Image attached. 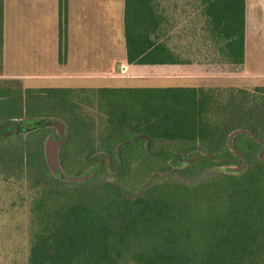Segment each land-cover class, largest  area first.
<instances>
[{
  "label": "trees",
  "instance_id": "16d2710c",
  "mask_svg": "<svg viewBox=\"0 0 264 264\" xmlns=\"http://www.w3.org/2000/svg\"><path fill=\"white\" fill-rule=\"evenodd\" d=\"M160 1L125 0L127 65L204 64L188 57L197 49L204 59L214 51L232 71L243 69L246 0H190L186 5L193 9L184 11L183 19L169 15ZM59 18L61 51H66L68 0H59ZM178 22L183 28L173 35ZM3 69L0 0V76ZM260 91L264 89L255 95L237 91L245 101L231 96L221 106L211 93L191 87L102 88L92 92L103 116L96 126L81 114L74 90H27L39 100L47 92L52 101L38 112L49 107L51 117L66 123L60 160L70 174L89 170L98 151L111 156L118 170L117 146L139 135L150 137L155 153L178 154L152 157L146 140H140L122 150L118 174L111 173L105 160L87 181L67 183L50 174L40 139L37 147L31 137L0 139L3 147L12 143L10 152L6 146L0 149V172L26 182L31 196L28 264H264V163L254 153L262 146L239 135L234 146L249 162L245 171L213 172L199 183L190 182L198 172L242 164L227 145L234 130H250L264 143ZM16 94L0 90V117L15 118L22 110ZM77 145L86 156L73 162L68 153ZM198 151L223 161L202 159L176 168L181 157ZM157 173L164 175L154 178Z\"/></svg>",
  "mask_w": 264,
  "mask_h": 264
},
{
  "label": "crops",
  "instance_id": "0c3cea01",
  "mask_svg": "<svg viewBox=\"0 0 264 264\" xmlns=\"http://www.w3.org/2000/svg\"><path fill=\"white\" fill-rule=\"evenodd\" d=\"M124 9L125 0H68L67 49L61 51L59 0H3L6 71H12L13 80L24 84L29 80L55 81L61 88L79 89L86 88V83L113 84L119 65L128 71L168 67L169 71L183 73L206 68L204 64L127 65ZM245 21V65L241 71L233 72L258 77L257 73L264 70L249 68L264 64V0H246ZM42 74L48 76H37Z\"/></svg>",
  "mask_w": 264,
  "mask_h": 264
},
{
  "label": "rangeland",
  "instance_id": "374dc122",
  "mask_svg": "<svg viewBox=\"0 0 264 264\" xmlns=\"http://www.w3.org/2000/svg\"><path fill=\"white\" fill-rule=\"evenodd\" d=\"M160 2L165 8H167L168 14L172 15L176 19L179 18L183 19L186 15L184 11L188 13L193 9L192 5H188V6L186 5L187 2L188 3L190 2V0H161ZM175 21L176 20H173V22ZM182 28H183V24L178 22L177 25L175 26L173 35H176V32H180ZM203 51L204 48H202V51L200 53L204 55ZM198 52L199 50L197 51V49H195L188 57H193V58L197 57L198 60H201V63L207 65L206 68H204L202 71L183 73L180 71L177 72L171 70L169 71L168 67H159L153 71H149V70L144 71V70H137V68L134 69L132 68L131 71L130 70L128 71L126 67L124 66L122 67L121 65H119L118 78L111 81L113 82V84H106L104 82H98L95 84L86 83L85 85L86 88L72 89L74 90L73 92L74 95L72 96L75 97L74 98L75 104L78 105V107L81 109L80 110L81 114L85 115L86 118H88L87 116H89L90 117L89 121L93 119L95 121L94 124H96L97 126L99 125V122L102 120L103 116L98 111V105L96 104L92 92H97L103 87H109V88L191 87L196 89H204L208 93L214 95L221 106L226 105V102H228V99L230 100L231 96L235 97L238 103H240L241 100L245 101L246 97L241 98L240 96H238V94L241 93H235L237 91H244L246 94L253 93L255 95L257 94L258 88L264 89V72L257 73L256 76L258 77H252V78L249 75L238 76L231 70L229 66L224 67V65L221 62H219L218 57L215 58L213 54L214 51L211 52L212 56L205 59L202 56H200ZM24 67H28V66H22L21 68L23 69ZM14 68L16 67L14 66ZM157 69L160 71H157ZM250 69L264 70V64L260 66L255 65V67L251 66L249 70ZM6 70H7L6 65L4 64L3 73L0 76V90L9 93H15V92L18 93L16 94V97H18L17 101H18L19 109L22 110L18 112V115L15 118L10 117L9 119L8 117H3V115H1L0 139L9 140L11 137H13L14 133L18 131L14 123H18V122L21 123L23 120L26 121L34 120V124H33L34 129L31 130L30 134L21 133L20 135H17V137H19V139L22 141H28L29 138L31 137V140H33V142L35 143V147L38 146V140L40 139L42 143L41 148L43 153V159L47 166L45 152H44L45 141L49 137L59 138V134L57 130L52 126L51 121H59L65 124V127H66V123L63 120H59L56 117H51L50 113L48 112L51 110L49 107L43 108L44 109L43 111H45L46 113L43 112V114H41L38 112L40 111L42 106H49V103H51L52 101L50 98L47 97L46 95L47 92L44 93L45 95L44 94L41 95L43 96V99L39 100L34 95V93L29 96L27 94V90L48 91L49 89H63V88L60 87L59 85L60 83L55 82L54 80H53L54 82L51 81L43 82V80L42 82H39L37 80L38 83H36L37 81L34 82V80L32 81L29 80L27 81L26 84L11 83L13 81L12 76H14V73L12 71L7 72ZM26 70H30L29 67ZM37 76L46 77L48 75L42 74ZM260 92L263 95L264 92L263 91ZM20 93L22 95L21 98L19 96ZM227 94L230 95L227 96ZM258 99L260 101V98ZM40 114L42 115V117ZM63 114L68 115L67 113H63ZM29 128H31L30 125ZM67 128L68 127H66V129ZM262 134L264 138V131L262 132ZM67 137H68V129H67ZM10 142H7L5 145L7 148L9 147L7 149L8 152L12 150L10 148L12 147V143ZM0 147H1L0 149H2L3 146L0 144ZM73 147L74 149H70L68 153V156H71V158H73L74 160L73 162H76L78 161V159L86 156V153L84 154L83 152H80V147L78 145L76 147L75 146ZM145 149H146V145H145ZM262 150L260 151L257 149L256 151H254L255 155L259 156ZM204 153L205 152L202 151L195 152L193 157L191 158H195ZM103 155H108V154L100 151H98L95 154V156L93 157V161L95 163L94 165H96L101 160V157ZM263 155H264V151H263ZM80 160L82 161L83 159ZM118 164L120 166V162ZM234 164H240V163H233L231 166L222 167L221 169L218 170L212 169L210 171L208 170L201 173L198 172V176L192 178L190 182L196 181L194 183H199L202 180L206 179L209 173L224 172L225 168L234 167ZM107 166H109L108 162H107ZM175 166L176 168H183L182 161H180ZM248 167H249V162H248ZM113 168L114 170L117 169V167H115L114 164H113ZM85 172L86 171H83L78 175H82ZM111 173L118 174L119 172L117 173L111 172ZM158 175L163 176L164 174L157 173L154 174L153 177L155 178ZM21 177L22 176H20V178ZM110 179H114V177L112 176L110 177ZM30 197H31L30 193L27 192L26 182L22 184L15 177L9 176L4 172H0V264H28L30 247H31V236H32L31 206L28 203Z\"/></svg>",
  "mask_w": 264,
  "mask_h": 264
},
{
  "label": "water",
  "instance_id": "95a60500",
  "mask_svg": "<svg viewBox=\"0 0 264 264\" xmlns=\"http://www.w3.org/2000/svg\"><path fill=\"white\" fill-rule=\"evenodd\" d=\"M51 122H52V126L57 130V132L59 134V138L49 137L46 139L45 144H44L45 145L44 146V152H45L46 163H47V166H48L51 174L55 178H57L61 181L67 182V183H83V182L87 181L90 177H92L100 169V167L102 166V164L104 163L105 160L108 161L109 167L112 170V172H115V173L120 172L122 170V167H123L122 150L124 148L130 146V145L138 143L140 140H146V151L152 157H159V156L168 155V154H175L178 156V154L173 152V151H164L161 153L153 152L151 149L150 137L146 136V135H139V136H136L130 140L124 141L118 145V147L116 149V157H117L118 161L120 162V168L118 170H114L112 158L109 155H104L96 165L91 167L84 174H82V175L69 174L63 168V166L61 164V160H60V153H61L63 145L65 144L66 139H67V129H66L65 125L59 121H51ZM239 135L250 136L251 138H253L257 143H259L263 147V150L259 154L258 157L264 163V156H263L264 143L254 133H252L248 130L239 129V130L232 132L229 135L228 147L235 156L240 158V160L242 161V164H234V167L225 168V171H228L230 173H240V172L245 171L248 168L247 159L234 146V139ZM202 159H215L217 161H223L222 158H219L216 155L204 153V154L197 156L195 158L181 157L182 166L183 167L189 166V165H191V164H193L199 160H202Z\"/></svg>",
  "mask_w": 264,
  "mask_h": 264
},
{
  "label": "flooded vegetation",
  "instance_id": "af4514ba",
  "mask_svg": "<svg viewBox=\"0 0 264 264\" xmlns=\"http://www.w3.org/2000/svg\"><path fill=\"white\" fill-rule=\"evenodd\" d=\"M33 124H34V120H31V121L23 120L21 123H19V122L14 123V125L18 131L16 133H14L13 136L20 135L21 133L30 134L31 130L34 129ZM29 125L31 128H29Z\"/></svg>",
  "mask_w": 264,
  "mask_h": 264
}]
</instances>
